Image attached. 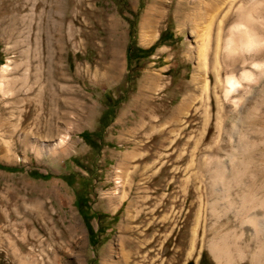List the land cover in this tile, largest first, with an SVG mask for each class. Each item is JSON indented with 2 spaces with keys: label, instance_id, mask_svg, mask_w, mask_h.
<instances>
[{
  "label": "rangeland",
  "instance_id": "1",
  "mask_svg": "<svg viewBox=\"0 0 264 264\" xmlns=\"http://www.w3.org/2000/svg\"><path fill=\"white\" fill-rule=\"evenodd\" d=\"M20 1L26 12L30 2ZM38 1L36 11L51 9ZM175 1H60L64 84L76 91L77 107L73 112L67 92L62 134L34 133L28 140L0 119L7 152L0 157V264H251L259 245L258 264H264V226L253 235L237 210L238 194L219 192L222 182L209 177L216 161L225 165L235 145L249 140L258 145L247 172L263 183L264 134L226 130L255 126L258 118L229 113L232 106L214 89L210 55L207 89L192 83L196 42L188 28L178 31ZM191 1L189 9L196 5ZM8 9L0 0V16ZM6 26L0 17V68L11 56ZM128 45L153 49L127 61ZM4 103L0 95V118L7 119ZM58 136L62 144L53 154ZM30 170L49 178H32ZM126 220L131 229L124 231ZM73 226L80 229L73 238L82 236L80 251L70 240ZM214 238L225 239L223 260L209 250Z\"/></svg>",
  "mask_w": 264,
  "mask_h": 264
},
{
  "label": "bare ground",
  "instance_id": "2",
  "mask_svg": "<svg viewBox=\"0 0 264 264\" xmlns=\"http://www.w3.org/2000/svg\"><path fill=\"white\" fill-rule=\"evenodd\" d=\"M7 1L9 9L1 12L0 17L7 25L5 33L8 37H6L5 51L11 56L0 68V95L5 99L4 104L8 108L9 116L7 119L0 118L1 122L9 125L10 132L23 134L24 140H28L27 137L34 133L62 134L67 113L65 111L66 93L70 91L69 100H67L73 112L76 110L77 102L76 91L72 86L64 84L61 23L58 12L60 10L57 11L61 7H59L61 0H39L41 5L49 4L51 9L47 11H43L44 6L35 10L37 0H23V3L30 2L26 12L21 10L22 1ZM187 1L173 2V16L177 22L178 31L183 32L188 28L196 42L197 62L192 83L200 84L203 91L207 89L208 71L205 58L210 55L214 89L220 91L222 103H229L232 106L229 113L241 118L250 115L258 118L255 126L246 127L245 123L236 128L231 124L226 130L230 132L235 129L237 134H264V123H262L264 109H261L264 99V0H192L191 4H196L193 9L188 8ZM34 18L38 21L32 28ZM47 22L50 23V30L47 29ZM213 24L214 28H211ZM143 28L145 27H142L141 37L146 35ZM237 66H239L238 71H236ZM257 93H260L262 97H259L261 102L254 100ZM213 96L218 103L220 98L215 90ZM241 103L244 105H240ZM56 140L53 154L56 152V147L62 144L60 136ZM3 143L0 139V157L6 158L7 152ZM257 145L258 142L255 141H239L229 156L228 163L223 165L216 161L209 172V177L214 184L216 180L222 182L219 183L223 185L219 192L238 194L237 199L234 197L238 204L237 210L243 215L244 221L252 226L251 230L255 236L264 226V182L254 183L255 180L253 182L250 178L251 175L248 174L247 169L252 160V152ZM236 155H240L241 158L235 157ZM222 196L227 198L225 195ZM120 229L124 231L131 229L129 222L127 220L123 222ZM76 232L80 234V229L76 231L73 226L69 233L70 240ZM223 238L211 239L208 244L210 252L217 261L225 257L227 248ZM122 241L123 239H119L117 247L122 254H125L126 250L124 253ZM82 245L81 235L73 238L75 249L80 251ZM261 247L257 246L252 254L251 264H258ZM167 249L164 245L161 249L162 254H165ZM51 251L54 254L53 250ZM125 257L124 262L127 260L126 255ZM103 263L107 264L105 261Z\"/></svg>",
  "mask_w": 264,
  "mask_h": 264
},
{
  "label": "trees",
  "instance_id": "3",
  "mask_svg": "<svg viewBox=\"0 0 264 264\" xmlns=\"http://www.w3.org/2000/svg\"><path fill=\"white\" fill-rule=\"evenodd\" d=\"M153 49V46H150L149 48H147L146 50L144 49H139V48H136V47H130L129 45L126 47V50H125V55H126V60L128 61L130 58H131V53L133 52H138V53H149L151 52V50ZM144 55V54H143ZM2 169H5V170H8V171H17L19 169L17 168H13V167H1ZM28 175L32 178H38V179H42V180H46L49 178V175L48 174H40L38 173L37 171L35 170H30L28 171ZM87 232H88V235L90 236V231H89V228H87Z\"/></svg>",
  "mask_w": 264,
  "mask_h": 264
},
{
  "label": "water",
  "instance_id": "4",
  "mask_svg": "<svg viewBox=\"0 0 264 264\" xmlns=\"http://www.w3.org/2000/svg\"><path fill=\"white\" fill-rule=\"evenodd\" d=\"M185 264H192V263L188 262V263H185Z\"/></svg>",
  "mask_w": 264,
  "mask_h": 264
}]
</instances>
